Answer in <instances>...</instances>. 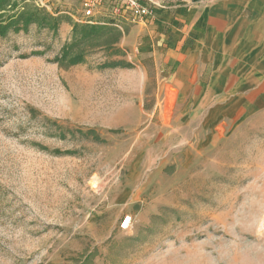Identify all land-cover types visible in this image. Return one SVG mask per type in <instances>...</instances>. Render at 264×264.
Listing matches in <instances>:
<instances>
[{
    "label": "rangeland",
    "instance_id": "374dc122",
    "mask_svg": "<svg viewBox=\"0 0 264 264\" xmlns=\"http://www.w3.org/2000/svg\"><path fill=\"white\" fill-rule=\"evenodd\" d=\"M28 1L61 20L0 36V264H264V113L186 119L129 17ZM74 23L121 33L71 63Z\"/></svg>",
    "mask_w": 264,
    "mask_h": 264
},
{
    "label": "crops",
    "instance_id": "0c3cea01",
    "mask_svg": "<svg viewBox=\"0 0 264 264\" xmlns=\"http://www.w3.org/2000/svg\"><path fill=\"white\" fill-rule=\"evenodd\" d=\"M149 1L154 16L134 20L122 43L164 62L172 101L189 106L181 116L264 113V0Z\"/></svg>",
    "mask_w": 264,
    "mask_h": 264
},
{
    "label": "trees",
    "instance_id": "16d2710c",
    "mask_svg": "<svg viewBox=\"0 0 264 264\" xmlns=\"http://www.w3.org/2000/svg\"><path fill=\"white\" fill-rule=\"evenodd\" d=\"M23 4H20V3ZM60 18L53 17L51 14L32 6L27 0H0V36H6L10 31H20L28 28L30 24L48 26L55 29L60 22ZM112 23V22H111ZM109 23V24H111ZM117 27L108 24H78L72 25L71 42L62 47L63 57H70L71 63L82 61V55L76 53L75 49L81 47L84 41L101 36L102 33ZM120 30H115L116 38ZM98 45H105L104 42Z\"/></svg>",
    "mask_w": 264,
    "mask_h": 264
},
{
    "label": "built area",
    "instance_id": "2783aa9c",
    "mask_svg": "<svg viewBox=\"0 0 264 264\" xmlns=\"http://www.w3.org/2000/svg\"><path fill=\"white\" fill-rule=\"evenodd\" d=\"M48 0H36L40 5H46ZM82 18L78 21L94 23L97 21L96 15L100 13V8L107 5L111 12L123 19L148 20L154 16V9L149 0H79ZM117 20V19H116ZM114 20V21H116ZM111 21L112 24L121 28L120 24ZM132 218L130 215L123 216L119 221V228L126 230L130 228Z\"/></svg>",
    "mask_w": 264,
    "mask_h": 264
}]
</instances>
